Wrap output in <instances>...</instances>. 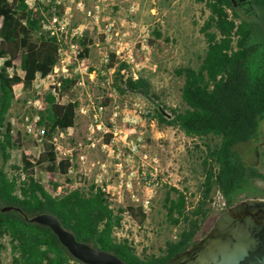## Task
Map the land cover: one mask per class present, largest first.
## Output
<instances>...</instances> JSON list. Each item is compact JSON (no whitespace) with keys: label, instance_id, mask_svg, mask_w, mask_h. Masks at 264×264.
Returning a JSON list of instances; mask_svg holds the SVG:
<instances>
[{"label":"trees","instance_id":"1","mask_svg":"<svg viewBox=\"0 0 264 264\" xmlns=\"http://www.w3.org/2000/svg\"><path fill=\"white\" fill-rule=\"evenodd\" d=\"M195 3L202 4L207 12L199 29L206 48L197 67L174 70V75L183 81L178 106H168L149 78H136L131 65L117 60L115 54L109 55L105 68L108 73L113 70L117 93L143 95L156 105L155 112L146 117L150 122L157 120L161 126L204 141V178L199 196L189 202L185 192H167V220L180 230L159 255H147L146 250L138 253L133 240L117 235L123 229L125 213L142 220L147 217L142 208H115L107 187L90 181L83 187L62 188L53 181L40 183L32 175L35 167L46 169L51 177L66 175L70 163L65 159L57 161L53 139L74 127L78 102L70 99L59 104L51 94H45L37 123L44 130L43 150L35 159L23 154L21 170L28 174L25 180L18 182L19 176L10 177L6 172L11 151L22 149L26 140L21 133H14L10 120L11 109L20 100L16 92L22 88L26 95H33L32 84L37 74H50L59 55L56 40L41 33L42 12L28 10L22 1L0 0V60L4 61L0 69V264L7 249L1 242L4 237L9 238L11 264H83L70 254L50 227L31 222L41 214L55 216L78 242L114 255L124 264H166L194 244L213 212L216 194L223 199L226 211L239 203L242 194L248 193L247 199H251L256 181L264 182V162L258 167L246 160L264 123V0ZM63 10L50 9V14H62ZM154 33L158 39L162 37L158 30ZM90 44L87 37L80 41V59L89 57ZM11 67L21 70L22 75L10 76L7 70ZM75 83L65 80L63 94ZM107 104L108 101L104 103ZM111 137L105 136L104 142L109 143Z\"/></svg>","mask_w":264,"mask_h":264},{"label":"rangeland","instance_id":"2","mask_svg":"<svg viewBox=\"0 0 264 264\" xmlns=\"http://www.w3.org/2000/svg\"><path fill=\"white\" fill-rule=\"evenodd\" d=\"M62 2L63 5L59 6L64 8L62 15L66 9L69 10L72 27H80L84 38L92 41L89 45V57L81 61L79 70L75 71L77 66L74 65L69 69L72 78L78 79L82 76L84 85L74 86L64 94V103L71 99L79 103V108L74 127L64 132V138L61 140L63 150L76 149L77 152L81 150L86 155V163L77 164L78 170L87 174L85 184L97 175L99 164L102 162L109 166V175L114 181L117 175L114 164L117 160L104 153L102 144L106 134L103 130H108L112 121L118 122L121 142L123 140L133 143V146H139V155L135 156L120 143L119 149L122 151L126 169L130 171L138 164L140 167L146 155L148 171L155 174L157 169L158 178L163 185L147 190L141 183L140 176L139 180L131 178L139 202L133 203L130 192L125 190L122 203L113 202L114 207L131 205L135 208L139 206L137 208L139 209L142 202L151 196L148 199L151 213L143 220L139 216L133 217L130 213H125L123 229L117 235L133 240L139 254L146 250L147 255H159L166 242L174 240L180 230L167 220L164 208L166 194L171 189H177L187 193L189 202H194L198 198L199 187L204 178L201 160L202 150L205 148L204 141L187 137L178 129L161 126L157 120L150 122L143 114L154 113L156 105L143 95L117 93L113 86V70L109 73L106 71L108 62L106 63L104 58L110 54L117 55V52L119 61L129 60L132 56L129 65L136 76L144 75L149 78L157 93L163 94V100L168 106H178L183 81L174 75V70L177 67H197L200 64L206 43L199 29L207 17V12L204 11V6L195 3V0H62ZM109 25L113 30L108 40L105 30ZM157 30L162 34L160 39L155 36L154 32ZM85 68H88V73L80 75V70L83 72ZM92 70L96 71V75L89 77L88 74ZM16 94L20 96V100L14 103L10 111V120L14 122V133H21L26 140L22 149L15 148L11 151V158L5 165V170L10 177L21 176L25 180L28 174L21 170L23 154L35 159L43 148L37 142L35 134L29 135L25 131L24 118L28 116L33 119L39 115L44 103L37 107L33 104L29 106L28 101L34 103L36 100L34 94L26 95L20 89ZM24 98L26 99L22 101ZM107 101L108 104L104 106ZM100 106H104L102 113H98ZM91 143H94V147ZM263 153L264 123L259 140L247 153L246 160L249 164L260 167L264 162ZM128 156H133V163L126 161ZM32 175L40 183L48 184L53 181L62 188L76 187L72 179L60 174L51 177L46 169L39 167L33 169ZM252 188L251 199H264V182L258 180ZM172 196L175 198L176 193L173 192ZM247 197L248 193L242 194L237 203L248 200ZM223 204L216 194L212 204L213 212L203 224L197 239L202 237V232L207 233L212 228L220 215L219 206ZM11 261L12 254L8 245L2 254L1 263L11 264Z\"/></svg>","mask_w":264,"mask_h":264},{"label":"built area","instance_id":"3","mask_svg":"<svg viewBox=\"0 0 264 264\" xmlns=\"http://www.w3.org/2000/svg\"><path fill=\"white\" fill-rule=\"evenodd\" d=\"M10 3H13L15 1L23 2L28 10L31 11H40L42 12V27H41V33L46 34L51 38H54L56 40L57 46H58V55H59V61L54 66L52 72L48 74L47 76H43L41 74H37L36 79L34 80L32 84V92L34 96L36 97V100H34V103L32 101H28V105H34V107L40 106L43 102V96L45 94H51L57 103L59 104H65L64 103V94H63V83L65 80H73L76 81L74 86H83L84 80L81 77L78 79L72 78L70 74V67L77 66L75 71L79 70L81 61L84 59H80L79 55L83 51V49L80 46V41L84 39L83 30L80 27L73 28L71 23V16H69V10H65L64 14H57V13H51L50 10H46V8H50L55 10L57 7L62 6L63 2L62 0H8ZM98 8V7H97ZM112 26L109 25L107 30H105L106 38L109 40L108 36L110 35V32L112 31ZM1 41V39H0ZM117 55H119V52H117ZM116 57L119 59L120 57ZM109 56H105V62H108ZM132 56L129 57V60H121L122 62H126L129 64L130 60H132ZM3 60H0V69L3 66ZM88 68H85L83 72L80 70L79 74L82 75V73H88ZM8 74L10 76H13L15 73H18L19 75H22L21 70H15L14 67H11L7 70ZM134 73V72H133ZM89 77H93V75H96V71L93 70L89 72ZM134 76L137 78L136 74L134 73ZM21 91H23L22 88H20ZM17 98L20 96L16 94ZM32 105V106H33ZM105 106V105H104ZM104 106L99 107V112L102 113ZM83 112V110L81 111ZM150 112H144V116L147 117ZM40 116L36 115L33 119H30L28 116L24 118V127L25 131L31 135L35 134L37 137V142L42 146L43 136H44V130L43 128L38 126ZM12 124L14 122H11ZM110 128L108 130L104 129V135H110L111 141L109 143L103 142L102 149L104 153L110 157L115 158L117 162L114 164L116 167V173L114 181L111 180V177L109 175V166L106 163H100L99 164V172L97 175L91 180L90 182L96 184L97 186H105L107 187L108 191L110 192V200L112 202H118L122 203V195L125 190L130 192V199L133 203H138L139 198L137 196V193L134 191L133 182L131 178H136L140 180L143 186L147 190H151L153 188H156L158 186L163 185L160 178H158V170L155 169V174L152 172H149L147 169L146 159L147 156H144L143 163L139 167V164L136 168H133L128 171L126 169V165L124 164V159H122L123 154L121 149H119L120 143L122 144V147L125 149L130 150L135 156L139 155V146H133V143H127L126 141L121 142V136H119V129L120 126L118 125V122L112 121L110 123ZM127 137V136H126ZM64 138V132H60L57 134V136L53 139V144L55 147V152L57 155V161H61L63 159L68 160L70 165L68 167L66 175L63 177L72 179L76 187H83L86 184V173H82L78 170L77 164L84 165L86 163V155L81 150L77 152L76 149H69L64 151L63 145L61 140ZM91 146L94 147V143H91ZM134 156V157H135ZM133 157V156H132ZM132 157L128 156L126 158V161L133 163ZM130 173H127V172ZM81 173V174H79ZM127 173V174H126ZM62 176V175H61ZM24 178L19 176L18 182L23 181ZM89 182V181H88ZM186 195V198L188 199L189 196H187V193H184ZM116 197V199H115ZM218 199L220 201L223 199L219 194H217ZM151 198V196H150ZM148 198V199H150ZM145 200L141 204V208L143 209V212L146 215H150L151 213V204L150 200ZM224 203V201H223ZM139 207V206H138ZM137 207V208H138ZM226 209L225 203L223 206H219V212H222ZM127 214V213H126ZM6 246L9 245V238L4 237L1 241ZM136 245V244H135Z\"/></svg>","mask_w":264,"mask_h":264},{"label":"water","instance_id":"4","mask_svg":"<svg viewBox=\"0 0 264 264\" xmlns=\"http://www.w3.org/2000/svg\"><path fill=\"white\" fill-rule=\"evenodd\" d=\"M31 222L50 227L83 264H124L114 255L78 242L53 215L41 214ZM166 264H264V199H248L224 211L204 236Z\"/></svg>","mask_w":264,"mask_h":264},{"label":"flooded vegetation","instance_id":"5","mask_svg":"<svg viewBox=\"0 0 264 264\" xmlns=\"http://www.w3.org/2000/svg\"><path fill=\"white\" fill-rule=\"evenodd\" d=\"M206 233L202 232L201 236H204ZM197 240V239H196Z\"/></svg>","mask_w":264,"mask_h":264}]
</instances>
